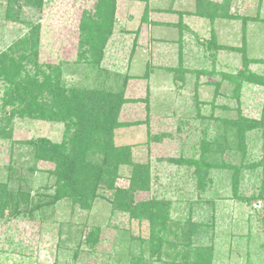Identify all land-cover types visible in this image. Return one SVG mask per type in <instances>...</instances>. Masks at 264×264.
<instances>
[{"label":"rangeland","instance_id":"rangeland-1","mask_svg":"<svg viewBox=\"0 0 264 264\" xmlns=\"http://www.w3.org/2000/svg\"><path fill=\"white\" fill-rule=\"evenodd\" d=\"M19 1L21 6L11 13L15 20H10L6 0H0V50L39 24L38 63H62L67 86L101 81L95 80L90 56L87 62L78 59L79 17L96 0H44L41 8ZM115 1L100 79L116 89L130 77L123 90L128 101L119 115L129 124L115 129L114 143L130 145L133 160L149 164L150 191L136 193V200L165 198L172 222H182L190 213L197 225L194 247L210 249L211 264H264L263 200L251 198L261 188L264 194V171L249 163L262 157L264 133H248L249 167L241 170L236 186L232 171L218 166L207 170L203 188H198L193 167L166 161L179 155L198 158L201 129L209 123L208 134H214L213 121L207 119L211 113L233 119L239 106L245 116L259 117L263 86L243 80L239 101L231 93L245 59L253 75L264 77V0H150L145 20L143 2ZM180 14L178 27L174 24ZM4 90L0 82V185L5 192H18L16 198L24 204L31 195L33 200L13 212L4 210L0 217V264H162L165 257L152 255L144 241L148 221L111 211L108 198L114 190L100 187L88 209L69 197L46 204L54 191V163L34 160L33 142H60L63 125L18 117L3 104ZM155 135L162 138L155 141ZM121 173L115 185L125 188L129 169L122 167ZM37 198L43 201L42 210H30ZM87 237L96 239L92 250Z\"/></svg>","mask_w":264,"mask_h":264},{"label":"trees","instance_id":"trees-1","mask_svg":"<svg viewBox=\"0 0 264 264\" xmlns=\"http://www.w3.org/2000/svg\"><path fill=\"white\" fill-rule=\"evenodd\" d=\"M43 1L25 0L23 2L41 8ZM134 1L144 3L143 19L145 20L151 11L149 0ZM20 6L19 0H6L7 18L15 20L11 13ZM115 11V0H96L93 8L82 10L79 17L78 59L87 62L90 56L89 62L95 70V80L99 79L100 82L94 81L89 87L82 84L67 86L62 78V63L57 65L38 63L40 26L33 24L22 37L0 50V82L5 89L3 104L10 106L18 117L56 121L63 125V136L60 142L46 138L33 142L34 160L42 159L54 163V170L50 171L55 177L54 191L48 195L47 205L69 197L80 208L88 209L98 196L97 191L100 187L112 189L114 190L112 196L108 198L111 211L126 213L131 219L148 221L149 238L144 241L148 243L152 255L157 258L165 257L161 260L162 264H178L177 259L179 264H211V250L199 252L194 247L197 225L191 222L190 213L182 222H172L169 215L170 202L165 198L152 195L146 199L136 200V193L150 191L149 164L134 161L130 145L119 146L114 143L115 129L129 124L120 121L119 115L123 104L128 101L124 97L123 90L130 77L126 76L116 89L114 85L107 88L103 85L104 80L100 79L102 71L99 63L104 47L112 34ZM181 21L180 14L179 20L174 25L181 27ZM210 44L217 49L221 48L212 40ZM247 62L248 60L245 59L244 69L242 73L240 72L238 81L234 83L231 93V96L238 101L243 80H253L252 82L264 87V77L253 75L246 68ZM196 108L198 110L199 105ZM236 110L237 115L233 119L213 117L212 113L208 116L207 119L213 121L214 134L212 136L208 134L209 123L201 129L197 159L192 155L189 157L179 155L166 159L172 164L193 167L198 188H203L209 168L220 166L230 169L234 177V186H236L241 170L249 167L245 164L248 152L246 139L248 133L254 130H261L264 133V96L259 117L245 116L239 106ZM197 116L200 117L198 113ZM161 138L162 135L153 136L155 141ZM97 157L100 159H96ZM249 163L253 167L255 164L262 165L264 171V147L260 160L257 163ZM122 167L129 169L128 184L125 188L115 185L116 179L122 175ZM4 192L0 185V217L6 209L8 211L12 209L13 212L20 203L25 206L32 203L33 195L29 196L27 205L16 198L18 192ZM37 196L40 195L37 194ZM237 198L241 197L237 196ZM251 198H261L264 211L262 188ZM36 208L41 210L43 208V201L38 198L30 210ZM260 219L264 227V214ZM169 236H172L174 241L170 240ZM134 239L137 240V238ZM86 241L90 249H94L96 239L87 237ZM194 252H197V258H193ZM143 263L140 260L135 264Z\"/></svg>","mask_w":264,"mask_h":264},{"label":"built area","instance_id":"built-area-1","mask_svg":"<svg viewBox=\"0 0 264 264\" xmlns=\"http://www.w3.org/2000/svg\"><path fill=\"white\" fill-rule=\"evenodd\" d=\"M260 204V201H257V203H255L256 206H258Z\"/></svg>","mask_w":264,"mask_h":264},{"label":"crops","instance_id":"crops-1","mask_svg":"<svg viewBox=\"0 0 264 264\" xmlns=\"http://www.w3.org/2000/svg\"><path fill=\"white\" fill-rule=\"evenodd\" d=\"M149 3H150V0H149Z\"/></svg>","mask_w":264,"mask_h":264}]
</instances>
